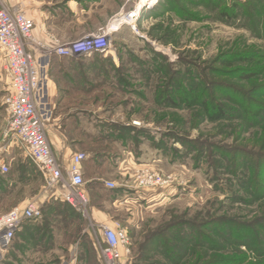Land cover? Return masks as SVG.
<instances>
[{"label": "rangeland", "instance_id": "374dc122", "mask_svg": "<svg viewBox=\"0 0 264 264\" xmlns=\"http://www.w3.org/2000/svg\"><path fill=\"white\" fill-rule=\"evenodd\" d=\"M142 1L27 0L19 8L39 44L27 49L40 58L46 138L56 134L85 156L87 204L70 231L71 263L103 264L97 210L127 230L131 264H263L262 252L235 244L221 224L232 222V236L251 225L264 240V0ZM101 31L106 54L50 53ZM0 125L8 165L0 178L12 186L8 198L0 192V215L22 199L43 207L52 192L43 179L14 184L27 157L4 105ZM146 172L161 185L141 184ZM105 182L114 187L101 191Z\"/></svg>", "mask_w": 264, "mask_h": 264}, {"label": "built area", "instance_id": "2783aa9c", "mask_svg": "<svg viewBox=\"0 0 264 264\" xmlns=\"http://www.w3.org/2000/svg\"><path fill=\"white\" fill-rule=\"evenodd\" d=\"M34 23L20 10L0 6V52L9 76L8 94L3 102L8 118V131L16 145L40 173L47 189L58 191L57 199L80 212L87 204L83 192L81 166L85 160L82 153L72 154L64 167L52 153L46 138L44 124L49 121L44 105L43 83L39 59L28 46L38 44L34 40ZM39 45V44H38ZM109 50L108 33L90 35L67 46L52 48L50 53L60 57L106 54ZM49 53V54H50ZM4 139L6 133L3 135ZM8 173V165L0 161V176ZM141 184L161 185L143 173ZM105 187L112 189L110 182ZM41 205L35 201L25 202L0 215V251L5 252L15 235L27 220H40ZM101 235L98 251L103 264H131L132 243L127 230L118 222L100 224ZM60 264H72L71 257L60 259Z\"/></svg>", "mask_w": 264, "mask_h": 264}, {"label": "crops", "instance_id": "0c3cea01", "mask_svg": "<svg viewBox=\"0 0 264 264\" xmlns=\"http://www.w3.org/2000/svg\"><path fill=\"white\" fill-rule=\"evenodd\" d=\"M27 0H0V6H3L4 8L10 9V10H19L21 9L23 5L27 4ZM9 86V76L7 74V71L5 69V62L3 60L2 53L0 52V106L3 105V98H5L6 93L8 91ZM55 89L53 85L50 87V92L52 96V91ZM1 130V125H0ZM48 140L50 142L51 147H53L54 154L57 158V160L64 166L67 167L69 164V160L71 155L73 154L68 142L56 134H50L48 136ZM4 144V141L2 142ZM1 145V142H0ZM5 149V148H4ZM10 147L7 149L9 150ZM0 161H4L2 157H0ZM8 163L10 164L13 162V158L8 159ZM25 161V159H24ZM18 162L17 165L25 164V162ZM24 162V163H23ZM82 170V176L83 181L85 178V165L82 163L81 166ZM35 173L38 174V171L34 169ZM20 173H18L19 175ZM29 179L33 178V174H27ZM96 181H100L99 179H95ZM42 181V180H41ZM91 182V180H90ZM16 184H20L17 180L15 181ZM85 185V184H84ZM11 184L8 185L7 189L10 190ZM101 191L105 190L107 191V188L103 185H100L99 188ZM59 194L58 191L52 190V192L49 194H46V197L43 199L46 200L45 202H48L50 197H55ZM9 196H6L8 198ZM25 199V198H24ZM26 202V201H25ZM24 200L17 201L14 205L22 206L24 203ZM110 208L114 209L117 208L116 202L112 203L110 202ZM16 206V207H17ZM94 218L95 221L99 224H106L108 221L112 218L109 213L106 212H99L97 210H94ZM42 220H37L35 223H32L31 225H23L17 232L16 236L11 242L10 249L6 250L4 253L5 258L1 261V264H58L60 262V259L68 258L70 255V244L71 241L66 236L65 231L63 227L61 228L62 231L58 230L56 223L46 226L47 231L46 232H39L36 231L41 229L43 226ZM68 254V255H67Z\"/></svg>", "mask_w": 264, "mask_h": 264}, {"label": "trees", "instance_id": "16d2710c", "mask_svg": "<svg viewBox=\"0 0 264 264\" xmlns=\"http://www.w3.org/2000/svg\"><path fill=\"white\" fill-rule=\"evenodd\" d=\"M212 109H213V107L211 109L209 108V113L214 114L216 108L214 107V110H212ZM17 168H18V171L20 173L18 176V182L20 184L24 185V184H28L30 182H34L36 180V177H38L39 179L42 180L40 173L39 172H38V174L35 173L34 169H36V168L28 159H25V164L17 165ZM30 173L33 174L32 179H29L28 177H26L27 174H30ZM10 182H11L10 180H4V179L0 178V192H3V194H4L3 197L8 196V194H9V190L7 189V187H8ZM14 184H15V182H14ZM100 185L101 184H98L99 188H100ZM82 189H83V192L86 194L85 185L83 186ZM109 192H111V191H109ZM41 210H42V217L40 220H42V222L44 224L41 227V229H39V230L36 229V231H39V232L42 231L44 233L47 231L46 226L56 223L57 225H53V227L57 226L59 231L60 230L62 231L61 228L63 227L65 234L69 238V240L70 241L74 240L72 233L70 231H71L72 227L77 225V223H79V221H80V215L76 210L71 208L68 204L60 202L59 199H57L55 197H50L48 202H45L43 204V207L41 208ZM36 221L37 220H27L22 224V226L23 225H25V226L31 225L32 223H35ZM258 222H264V219H259ZM230 223H232V222L228 221V224H226V223L225 224L220 223V224H221V226H223L222 231L225 234L227 233L228 235H230V237L234 238V240H232V241L235 244L250 245V246H252L254 251L262 252L264 254V240L262 241V240H259L257 238V236H259V234L257 232H255L252 228H250L251 225L250 226L248 225L249 227H246V228L243 227L242 232H241V230L238 229L239 232L235 233L234 236H232L234 232L231 230V228L229 226ZM258 227L261 228V226H258ZM74 229H76V227ZM243 229H246V230H243ZM244 233H246V235ZM15 236H16V233H15L14 237ZM14 237H13V239H14ZM199 239L202 243H205L208 241L207 238L203 237V236H200ZM88 240H89V238H87V237L83 238L81 245L83 248H85V250H84V256L85 257L84 258H86L87 262H90V261H93L95 259V256L93 254L92 246ZM203 240H205V242ZM210 244L214 245L212 243H210ZM163 245H164L163 254L166 257L170 253L171 247L168 245L167 240H166V242L163 243ZM142 254L143 253L139 254V256L137 255L138 258L142 257Z\"/></svg>", "mask_w": 264, "mask_h": 264}, {"label": "bare ground", "instance_id": "6f19581e", "mask_svg": "<svg viewBox=\"0 0 264 264\" xmlns=\"http://www.w3.org/2000/svg\"><path fill=\"white\" fill-rule=\"evenodd\" d=\"M142 1V0H141ZM145 0H143L142 2H144ZM148 2H151V1H148ZM140 3V2H139ZM143 3H140V5L139 6H137V8L135 9V11L133 12V13H137L140 9H142V7L143 6H141ZM131 17H133V15H131ZM122 18H120V19H118V20H116V21H118V22H124L123 20H121ZM126 20V19H125ZM129 20V19H128Z\"/></svg>", "mask_w": 264, "mask_h": 264}]
</instances>
